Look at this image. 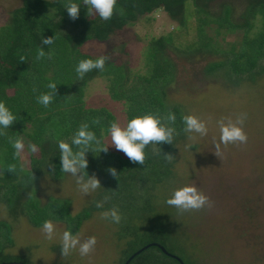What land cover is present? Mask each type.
<instances>
[{
  "label": "trees",
  "instance_id": "16d2710c",
  "mask_svg": "<svg viewBox=\"0 0 264 264\" xmlns=\"http://www.w3.org/2000/svg\"><path fill=\"white\" fill-rule=\"evenodd\" d=\"M71 2L81 5L76 19L69 17L65 9L69 0H22L8 15V21L0 24V101L16 117L8 129H3L6 135H0V204H5L12 215L20 213L34 229H41L44 221L51 220L68 225L73 235L79 234L93 209H85L75 217L69 211L70 200L52 197L43 204L37 197V185L45 175L56 181L64 180L67 173L61 171L58 142L71 143L82 123H88L90 130L107 144V128L116 116L106 108L87 109L84 104L88 84L101 79L107 82L111 99L124 107L126 123L135 116L150 113L163 126L175 131L171 144H150L145 148L143 165L130 162L123 152L109 145L107 153L96 151L93 145V150L86 153L88 166L84 181L98 177L99 197H107L106 201L111 203L104 209L116 208L120 216L126 217L124 233L133 238L128 248L139 244L142 247L135 252L138 253L151 244H158L167 254L177 257L172 252L176 250L175 245L170 250L165 246L169 244L165 232L182 221L174 209L165 213L166 201L158 203L156 196L160 186L171 179L173 161L168 162L164 155L174 158V146L186 135L184 111L167 103L166 89L177 77L176 63L168 55L219 57L204 68L206 76L225 79L235 88L245 82H257L264 77V0H117L115 12L108 21L98 14L87 15V6L82 0ZM236 2L243 6L241 22L233 18ZM158 13L165 14L167 29L174 27V32L153 38L145 47L142 87L126 92L129 78L124 66L119 59L108 57L103 71L94 69L83 79L78 77L75 68L80 60L106 57L85 53L86 45L105 43L115 33L140 20L154 23ZM234 35L236 40L227 41ZM48 37H54L53 44L42 43ZM39 48L45 56L37 59ZM52 82L56 84L53 101L45 107L37 102V97L50 92L47 85ZM169 112L176 116L174 124L167 120ZM97 118L99 124H93ZM9 138L26 140L28 168L21 167V157H14ZM29 145H35L37 151L31 153ZM73 148L76 150V146ZM12 164L16 165L13 173L8 171ZM109 168L116 169L117 177L107 171ZM202 212L195 211V214L201 216ZM171 231L179 234L177 230ZM12 234V225L1 221L0 264L12 261L30 264L23 256L14 260L15 256L5 253L13 245ZM197 235L198 232L190 234L189 242ZM130 264L179 263L165 256L160 247L150 246Z\"/></svg>",
  "mask_w": 264,
  "mask_h": 264
},
{
  "label": "rangeland",
  "instance_id": "374dc122",
  "mask_svg": "<svg viewBox=\"0 0 264 264\" xmlns=\"http://www.w3.org/2000/svg\"><path fill=\"white\" fill-rule=\"evenodd\" d=\"M21 3L22 0H0V24L6 23L8 15ZM234 6L237 11L233 18L241 22L243 6L239 2ZM167 23L165 14L158 13L154 23L140 20L115 33L105 43L86 45L85 53L119 59L129 78L125 91L137 90L142 87L141 74L146 71L144 49L153 38L174 32V27L167 29ZM236 39V35L229 36L227 41ZM168 56L175 61L177 69L175 82L166 89L168 105L181 107L185 115H194L204 121L208 134L186 133L185 138L174 146L171 179L156 191L157 202L166 201L179 187L192 185L209 198L212 207L205 206L201 216H197L195 211L180 213L166 205L164 212L176 210V216L182 222L172 226L179 234H171V228L165 232L169 241L165 246L170 250V246L175 245L176 250L171 251L186 264H264V77L235 88L225 79L204 73L207 64L219 57H189L182 53L178 56L169 53ZM84 104L87 109L106 108L116 116V122L126 125L124 107L111 99L106 81L95 79L88 84ZM241 114H246L243 130L248 136L247 143L221 144L220 154L216 155L215 142H219L220 135L217 122L221 119L235 122ZM105 140L115 149L110 144V137ZM188 145L192 147L188 148ZM29 161L25 147L21 167L28 168ZM96 179L100 182L98 177ZM37 189V197L43 204L52 197L70 200L69 211L75 217L92 208V216L82 225L78 236L81 243L95 236L96 244L86 256L79 254V246L68 256H62L61 237L68 231V225L53 222L54 237L48 240L42 228H32L24 216L10 214L1 203L0 222H9L13 229V245L5 253L15 256L14 260L23 256L30 264H124L142 247L137 244L128 248L133 238L124 233L126 217L121 216L118 224L110 218H101L103 212L111 210L104 209L111 203L100 199V188L84 194L79 190L76 177L67 173L62 181L45 175ZM96 202L103 204L101 210L96 208ZM195 232L199 235L190 243V234Z\"/></svg>",
  "mask_w": 264,
  "mask_h": 264
},
{
  "label": "clouds",
  "instance_id": "9594fccd",
  "mask_svg": "<svg viewBox=\"0 0 264 264\" xmlns=\"http://www.w3.org/2000/svg\"><path fill=\"white\" fill-rule=\"evenodd\" d=\"M82 3L87 6V15L93 13L104 20L108 21L112 18L117 0H82ZM80 4L71 2L65 5V9L69 17L76 19L79 16ZM121 14H123L121 10ZM44 44H53L54 37H48L42 40ZM51 58V53L48 54ZM45 56L43 49L37 50V59ZM21 61L25 58L22 56ZM107 57L100 56L93 59H82L78 62L75 71L80 79L91 72L94 69L103 71ZM47 87L51 90L48 93H42L37 97V102L47 107L53 101L52 92L56 89L54 82L49 83ZM167 120L171 123H175L176 116L174 113L169 112ZM183 124L185 125L184 131L186 133L195 132L200 136H206L208 134V128L204 121L194 115H184L182 117ZM246 120V114L237 116L235 122L228 119L225 122L224 119L218 121L219 125V142H215L216 155L220 154L221 144L227 146L228 144H245L247 143L248 136L243 130V124ZM16 121V117L6 107L5 103L0 101V135H6L3 129H8ZM99 118L92 121L93 124H99ZM175 129L166 128L162 125L161 120L153 114H144L142 116H135L127 121L125 126H121L119 122L113 121L107 128V135L110 137V144L114 146L116 150L123 152L130 162L134 164L143 165L145 162V148L152 144L158 145L161 143L173 142V132ZM12 148L14 149V157H21L25 145L21 138L11 139L9 138ZM93 145L96 146V151H103L107 153L108 144H103L102 140L97 137L96 133L90 130L88 123H82L75 134L72 137L71 143L63 140L58 142L60 151L61 171L64 173H70L76 177V183L79 186V190L84 194H89L100 188V182L95 176L90 177L87 182H84V176L86 175V169L88 166V160L86 159V153L89 150H93ZM73 146H76L74 150ZM191 148L192 145H188ZM31 153H35L37 148L35 145H29ZM158 150L154 152L157 154ZM164 159L168 162L173 160V157L169 154L164 155ZM16 165H9L8 171L15 172ZM114 177H117L115 168L107 169ZM80 173V175H78ZM33 179H35L33 175ZM105 199H108L107 197ZM167 205L176 208L180 213L199 211L205 206L212 207V203L209 198L199 191L195 186L185 185L175 189L170 198L166 200ZM97 208H102L103 204L96 202ZM102 219H111L114 223H120L121 216L118 209L113 208L109 211H105L101 214ZM42 231L45 238L52 240L55 233V226L51 220L44 221L42 225ZM96 244L95 236L89 237L81 243L78 235H73L71 231H64L61 237V255L68 256L73 249L79 246V254L86 256L94 250Z\"/></svg>",
  "mask_w": 264,
  "mask_h": 264
},
{
  "label": "water",
  "instance_id": "95a60500",
  "mask_svg": "<svg viewBox=\"0 0 264 264\" xmlns=\"http://www.w3.org/2000/svg\"><path fill=\"white\" fill-rule=\"evenodd\" d=\"M150 246H157V247H160V249L163 251V254H164L165 256H167V257H169V258H171V259L177 261L179 264H183L182 261H181L180 259H178L177 257H174V256H172V255H170V254H167V252L165 251L164 247H161V246L158 245V244H151V245H149V246H147V247H145V248L139 250L138 253H135L132 257H130V259L127 261L126 264H130V263L135 259V257L138 256V254H140L141 252H144V251H145L146 249H148ZM2 264H24V263H23V262L13 261V262H4V263H2Z\"/></svg>",
  "mask_w": 264,
  "mask_h": 264
}]
</instances>
